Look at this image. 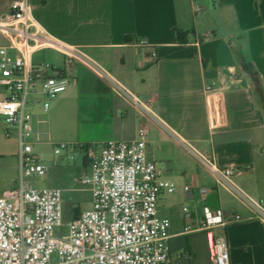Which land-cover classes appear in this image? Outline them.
<instances>
[{"label": "crops", "instance_id": "1", "mask_svg": "<svg viewBox=\"0 0 264 264\" xmlns=\"http://www.w3.org/2000/svg\"><path fill=\"white\" fill-rule=\"evenodd\" d=\"M15 1L0 0V16ZM30 2L35 20L49 34L82 48L141 99L151 101L171 128L213 155L220 166H236L240 187L264 203V0ZM139 39L157 50L155 64L145 62L151 51L138 47ZM6 45L0 35V47ZM51 53L57 52H38L33 62L50 61L64 69L65 58ZM68 79V89L50 100L47 112L41 99L33 97L32 136L37 142L40 126L50 124L51 116L77 132L73 144L88 148L138 138L139 115L87 67L75 65ZM7 96L0 86V101ZM0 128L6 130L1 122ZM13 133L19 143L18 133ZM19 154L20 145L11 163L0 169V198L20 187ZM147 155L176 186L174 193L161 195L158 206L159 215L171 223L172 264H212L211 244L219 237L228 240L231 264H261L263 223L250 219L244 206L155 129L147 138ZM86 159L85 154L83 175L90 173ZM187 185L192 186V196L184 191ZM199 187L209 189L207 198L201 197ZM64 204L63 197L65 223L81 215ZM184 206L193 213L195 229L204 225L207 207L222 211L224 225L188 233ZM237 214L239 222L233 217Z\"/></svg>", "mask_w": 264, "mask_h": 264}, {"label": "built area", "instance_id": "2", "mask_svg": "<svg viewBox=\"0 0 264 264\" xmlns=\"http://www.w3.org/2000/svg\"><path fill=\"white\" fill-rule=\"evenodd\" d=\"M10 8L0 16V35L7 41L6 46L0 47V86L8 92L0 101V122L8 133H18L20 187L0 198V264H172L171 223L159 215L158 206L161 195L174 193L176 186L162 177L156 163L148 160L147 138L152 129L172 140L217 188L244 206L251 213L250 219L264 224V203L240 187L236 166H220L213 155L201 152L171 128L151 101L141 99L82 48L49 34L35 20L30 0L15 1ZM136 45L150 49L147 64L158 61L157 50L146 40L139 39ZM41 51L61 54L65 68L58 69L50 61L35 64L33 57ZM78 64L87 67L122 98L139 115L142 125L134 141L111 140L99 149L82 143L56 145L58 155L62 151L85 152L90 168V173L78 181L90 188L92 205L65 223L63 191L34 188L29 182L31 177L43 179L48 167L27 139L34 128L33 97L41 99L47 112L50 100L68 89V72ZM199 190L203 199L209 196L208 188ZM184 191L187 196L193 195L191 185L185 186ZM183 212L188 233L224 225L221 210L205 208L204 225L199 229L193 226L191 209L184 206ZM233 217L237 222L242 220L239 214ZM63 227L68 228L67 235L58 236L56 229ZM211 259L212 264H231L225 237L213 240Z\"/></svg>", "mask_w": 264, "mask_h": 264}, {"label": "rangeland", "instance_id": "3", "mask_svg": "<svg viewBox=\"0 0 264 264\" xmlns=\"http://www.w3.org/2000/svg\"><path fill=\"white\" fill-rule=\"evenodd\" d=\"M51 54L58 59L62 56L59 53ZM53 107L51 110H53ZM40 131V141L37 142L34 135H31L27 142L33 144L34 153L42 158L49 170L47 176L43 179L31 177L29 179L30 184L38 189L60 188L64 194L65 209L69 208L73 214L89 209L92 204L91 190L78 181L83 176V161L86 153H68L70 159L65 151H62L60 155L55 154L56 144H73L72 142L77 140L75 139L77 132L71 130L69 126L63 125L58 117L54 118L52 116L50 124L41 125ZM14 135L13 132L8 133L0 128V169L9 165L12 156L19 150V143ZM76 166H79V168L77 169ZM67 229L66 227L58 228L56 234L65 236L68 233ZM56 260L57 257L54 256L53 261L56 262Z\"/></svg>", "mask_w": 264, "mask_h": 264}, {"label": "trees", "instance_id": "4", "mask_svg": "<svg viewBox=\"0 0 264 264\" xmlns=\"http://www.w3.org/2000/svg\"><path fill=\"white\" fill-rule=\"evenodd\" d=\"M260 259H261V264H264V244L261 245L260 247Z\"/></svg>", "mask_w": 264, "mask_h": 264}]
</instances>
